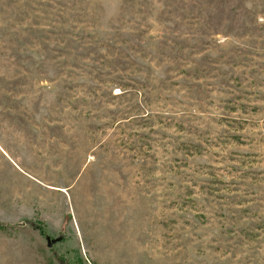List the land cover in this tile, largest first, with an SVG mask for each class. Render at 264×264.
<instances>
[{
  "label": "rangeland",
  "instance_id": "rangeland-1",
  "mask_svg": "<svg viewBox=\"0 0 264 264\" xmlns=\"http://www.w3.org/2000/svg\"><path fill=\"white\" fill-rule=\"evenodd\" d=\"M0 264H264V0H0Z\"/></svg>",
  "mask_w": 264,
  "mask_h": 264
},
{
  "label": "trees",
  "instance_id": "trees-1",
  "mask_svg": "<svg viewBox=\"0 0 264 264\" xmlns=\"http://www.w3.org/2000/svg\"><path fill=\"white\" fill-rule=\"evenodd\" d=\"M202 51V50H201ZM199 51V53L201 52ZM177 61H183V59L177 57L176 58ZM189 63H196V61H193L191 59L188 60ZM167 62H172V60H169ZM192 78L194 80H200L202 78V76H195L194 74L191 75ZM194 76V77H193ZM155 80V79H153ZM200 83H196L194 84V86H199ZM149 90L151 88H148ZM250 178V177H248ZM252 180V177L251 179ZM254 181H256V179H253ZM252 201V200H250ZM216 205H218L219 207H224L222 203H216ZM227 206V205H226ZM224 211L221 212L219 214L220 217H226V215H224V212L230 213L232 214V218L231 221L229 222L232 225V229H230L228 231V238L234 241V244H238V245H242V246H247L245 247V249L248 251L250 249L249 245L250 243L254 242V230L257 228L256 226V222L259 219L258 217H256L255 215L251 214L250 212H247L246 209H239L237 208L236 210H231L229 207H224ZM243 212V216H239L237 215L238 213ZM221 228V227H220ZM219 233H223L222 229L218 231ZM239 237L241 239H239ZM221 238V237H220ZM221 239H225V238H221ZM216 241L218 240V238L215 239Z\"/></svg>",
  "mask_w": 264,
  "mask_h": 264
},
{
  "label": "flooded vegetation",
  "instance_id": "flooded-vegetation-1",
  "mask_svg": "<svg viewBox=\"0 0 264 264\" xmlns=\"http://www.w3.org/2000/svg\"><path fill=\"white\" fill-rule=\"evenodd\" d=\"M38 232H39L42 236H44V234H45L41 228H38ZM53 242H54L53 239H50V238H49V241H48V240L46 241V243H50L49 246H50Z\"/></svg>",
  "mask_w": 264,
  "mask_h": 264
},
{
  "label": "water",
  "instance_id": "water-1",
  "mask_svg": "<svg viewBox=\"0 0 264 264\" xmlns=\"http://www.w3.org/2000/svg\"><path fill=\"white\" fill-rule=\"evenodd\" d=\"M44 238H45L46 241H47V240L49 241V237H48L47 235H45V234H44ZM53 241H54V239H53ZM49 244H50V243H47V245H49Z\"/></svg>",
  "mask_w": 264,
  "mask_h": 264
}]
</instances>
